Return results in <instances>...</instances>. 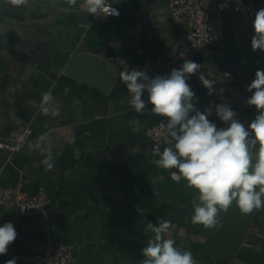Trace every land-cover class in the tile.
Listing matches in <instances>:
<instances>
[{
	"label": "crops",
	"instance_id": "0c3cea01",
	"mask_svg": "<svg viewBox=\"0 0 264 264\" xmlns=\"http://www.w3.org/2000/svg\"><path fill=\"white\" fill-rule=\"evenodd\" d=\"M170 1L111 0L120 15L98 18L88 14L84 0L75 5L28 0L22 6L0 0V140L31 128L20 152L8 156L0 150V190L20 185L27 195L44 191L50 200L39 216L0 208V226L10 222L17 232L0 264L13 258L21 264V257L41 254L47 245L70 247L72 264H141L142 248L154 236L145 228L148 222L156 225L158 217L172 222L165 238L191 251L197 264H216L206 242L218 227L191 222L197 191L179 174L178 181L170 177L176 169L152 163L158 157L146 130L160 116L151 113L152 105L136 113L120 79L130 70H146L150 77L170 74L184 63L174 60L191 26L172 19ZM200 1L216 34L213 44L191 59L202 65L187 81L193 102L201 112L213 106L209 120L218 129L227 127L215 114L214 106L221 103L247 128L259 114L246 103L252 95L247 86L257 70H264V51L251 47L254 17L234 1L227 7L224 0ZM254 4L256 12L264 8V0ZM78 53L103 59L115 79L109 82L99 68L82 62L75 68L78 75L66 74ZM201 74L215 81L211 95ZM45 92H51L48 106L58 116L41 111ZM41 136L42 147L51 145L52 170H46L36 147ZM228 264H264V208L253 213Z\"/></svg>",
	"mask_w": 264,
	"mask_h": 264
},
{
	"label": "clouds",
	"instance_id": "9594fccd",
	"mask_svg": "<svg viewBox=\"0 0 264 264\" xmlns=\"http://www.w3.org/2000/svg\"><path fill=\"white\" fill-rule=\"evenodd\" d=\"M13 5L22 6L28 0H10ZM75 5L77 0H69ZM88 14L96 17L119 16L111 5V0H84ZM254 35L251 39L253 51H264V8L255 13L252 21ZM202 65L192 60H185L179 69L173 68L170 74L150 77L146 70H130L121 73L120 79L129 93V103L134 111L143 114L146 104H151V113L167 118L161 123L168 139L161 151L153 148L152 163L160 169L178 174L188 187L197 191L192 201L191 222L202 225L205 229L221 227V213H227L234 205L242 214L264 208V70H257L255 78L247 86L252 95L246 103L255 106L258 115L245 125L237 119V114L230 106L221 103L215 105V114L227 127L217 128L209 120L213 106L201 112L194 104L195 92L187 81L192 74L200 71ZM230 75V74H225ZM208 95L214 91L215 81L204 74L199 76ZM147 92V102L142 98ZM53 100L51 92L41 95L40 109L45 114L58 116L57 110L48 106ZM131 124H139L133 120ZM138 130V129H137ZM161 135V133H157ZM45 138L39 137L36 147L45 156L42 164L46 170L54 168L51 145L42 147ZM158 223L148 222L145 232L154 236L147 246L142 248L144 259L141 264H197L191 251L176 246L174 239L165 238L172 227V222L162 217ZM17 238L14 225L5 222L0 226V255L7 254L8 247ZM5 264H16L10 259Z\"/></svg>",
	"mask_w": 264,
	"mask_h": 264
},
{
	"label": "built area",
	"instance_id": "2783aa9c",
	"mask_svg": "<svg viewBox=\"0 0 264 264\" xmlns=\"http://www.w3.org/2000/svg\"><path fill=\"white\" fill-rule=\"evenodd\" d=\"M232 1L239 4L248 16L255 17L254 0H224L223 6L227 7ZM111 5L119 12V9L112 2ZM170 13L175 22H187L191 26V32L182 42L180 51L174 61L191 60L201 48L213 44L216 31L209 21L200 0H171ZM110 17L118 16L110 15ZM165 74L168 73L163 75ZM145 101L147 102V98ZM148 105L151 104H146V106ZM162 122L166 123L167 118L160 116L159 121L146 130L151 151L156 146H159L160 149L166 146L168 137L161 126ZM157 133H161V135H157ZM30 134V126H24L15 136L0 140V150L6 152L8 156L20 152L29 143ZM170 177L173 179L172 174H170ZM178 179L177 176L173 180L178 181ZM49 203V197L44 191L29 196L21 189L20 185L0 190V208L15 207L21 213L29 216L45 215ZM72 260V250L65 245H47L43 248L41 254L20 258L21 264H72Z\"/></svg>",
	"mask_w": 264,
	"mask_h": 264
},
{
	"label": "water",
	"instance_id": "95a60500",
	"mask_svg": "<svg viewBox=\"0 0 264 264\" xmlns=\"http://www.w3.org/2000/svg\"><path fill=\"white\" fill-rule=\"evenodd\" d=\"M91 63L100 69L108 78L109 82L115 79V76L110 67L103 59L86 53L76 54L68 66L65 73L72 75L76 73V67L80 63ZM76 68V69H75ZM82 79H84L82 77ZM252 213L242 215L239 211L234 210V205L227 213H221V227H218L216 232L212 233L206 242L207 249L214 258L216 264H228L231 262L234 254L241 245Z\"/></svg>",
	"mask_w": 264,
	"mask_h": 264
}]
</instances>
